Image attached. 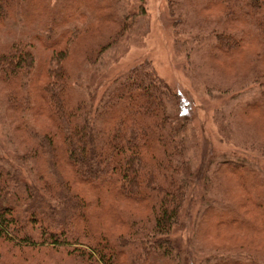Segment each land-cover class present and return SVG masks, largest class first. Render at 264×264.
Segmentation results:
<instances>
[{"label":"trees","instance_id":"trees-1","mask_svg":"<svg viewBox=\"0 0 264 264\" xmlns=\"http://www.w3.org/2000/svg\"><path fill=\"white\" fill-rule=\"evenodd\" d=\"M137 1L131 12L123 0H62L57 8L0 0V94L11 124L9 150L0 148V264H264V177L224 164L233 194L204 193L212 205L197 228L206 238L217 232L222 244H212L224 247L207 252L198 242L189 253L174 240L196 175L183 98L150 63L118 76L99 101L85 81L146 15ZM168 2L188 63L195 56L235 67L239 50L256 47L244 78L256 94L234 115L256 126L254 117H264V0ZM185 2L204 14L206 30L189 21ZM96 27L103 31L82 41Z\"/></svg>","mask_w":264,"mask_h":264},{"label":"rangeland","instance_id":"rangeland-1","mask_svg":"<svg viewBox=\"0 0 264 264\" xmlns=\"http://www.w3.org/2000/svg\"><path fill=\"white\" fill-rule=\"evenodd\" d=\"M61 1L51 0V6L57 8ZM123 1L126 6L129 2L131 12L136 11L137 0ZM144 2L146 15L137 19L134 29L117 46L109 50L96 67L88 69L89 74L86 75L85 81L95 90L96 99L99 101L118 76L126 74L140 64L150 63L158 76L183 98L190 114V134L194 143L191 145L189 160L196 175L181 225L175 230L174 240L189 253L190 250H200L198 242L207 249V252L213 251L212 246L216 245L212 243L220 242L219 239L213 240L218 233L211 230L214 236L210 235L206 238L197 229L204 210L212 205L207 203L210 205L207 207L202 203L203 194L207 193L210 197L219 200L221 198L219 188L226 191V187L229 188L231 195L233 194L230 188L234 190V176L224 173L221 177V171L227 161L252 167L264 177V151L260 142V139L264 138L262 134L264 117L255 116L256 126L253 127L239 123L234 117L241 103L251 100L256 94L254 87L247 86V81L244 79L249 69L245 61L255 54L256 47L249 45L239 50L235 67L226 65V61H222L219 67L214 64L212 67L205 59L201 60L195 56L191 57L188 63L185 54L178 52L175 45V19L169 13L168 0H144ZM184 6L189 21L194 20L205 25L204 14L197 13L200 9H196L193 5L190 13V5L185 2ZM206 25L200 30H206L208 28ZM187 26L190 27V23ZM101 31H103L102 27H96L85 39L82 38V41L86 38H95ZM9 38L4 37L3 40ZM235 71H239L240 76L242 75L241 79L228 78ZM1 88L0 85V93ZM1 95L0 148L8 151L9 145L6 140L10 137L11 124L9 125L6 120ZM230 179L232 181L229 182ZM238 191L237 195L243 194V191ZM227 230L221 232L222 238L230 237L227 233L231 231ZM255 240L262 241V236L257 235ZM220 243L222 244V241ZM216 247L223 249L224 246Z\"/></svg>","mask_w":264,"mask_h":264}]
</instances>
